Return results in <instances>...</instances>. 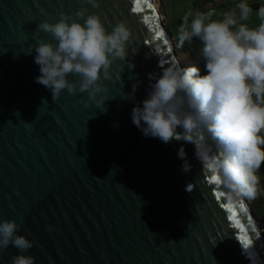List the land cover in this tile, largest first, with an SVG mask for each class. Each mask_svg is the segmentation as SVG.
I'll return each instance as SVG.
<instances>
[{
    "label": "water",
    "instance_id": "95a60500",
    "mask_svg": "<svg viewBox=\"0 0 264 264\" xmlns=\"http://www.w3.org/2000/svg\"><path fill=\"white\" fill-rule=\"evenodd\" d=\"M135 6L0 0V221L21 226L35 264H264V221L211 182V161L202 163L193 143H164L133 124L132 109L143 106L154 82L149 74L176 57L151 0H140L142 11ZM82 7L99 13L109 32L118 21L132 30L126 62L113 63L112 79H102L107 92L97 94L110 98L106 111L90 101L86 107L87 92L65 89L53 100L35 80V52L27 54L52 39L37 32L39 23ZM229 204L245 232L230 219ZM15 254L10 246L0 264Z\"/></svg>",
    "mask_w": 264,
    "mask_h": 264
},
{
    "label": "clouds",
    "instance_id": "9594fccd",
    "mask_svg": "<svg viewBox=\"0 0 264 264\" xmlns=\"http://www.w3.org/2000/svg\"><path fill=\"white\" fill-rule=\"evenodd\" d=\"M87 3L100 7V0ZM258 11L264 18V7ZM250 12L246 0H240L235 10L219 20L211 19L212 13L186 14L175 47L198 40V63L202 61L206 74L196 65L181 67L176 57L160 63L162 73L149 74L154 82L143 106L131 112L133 124L146 137L193 143L201 162L211 161L213 173L231 200L256 199L257 173L264 164V22L249 28L243 21ZM37 32L52 39H40L27 52H35L39 65L36 82L51 91L53 100L65 89L72 95L87 92L85 106L90 101L106 111L104 105L110 98L97 99V94L107 92L102 79H112L113 63L126 62L132 42L128 24L118 21L109 32L99 13L89 14L82 7L73 14L59 13L55 23L42 21ZM20 227L14 219L0 221V253L11 246L17 254L10 256V264H35L36 258L28 254L34 243L18 234Z\"/></svg>",
    "mask_w": 264,
    "mask_h": 264
},
{
    "label": "rangeland",
    "instance_id": "374dc122",
    "mask_svg": "<svg viewBox=\"0 0 264 264\" xmlns=\"http://www.w3.org/2000/svg\"><path fill=\"white\" fill-rule=\"evenodd\" d=\"M153 3L154 9L156 12L161 16L162 22H163V27L167 29L169 38H170V43L173 49V52L176 56V58L179 59L180 64L182 65L183 68H187L193 65L198 66L201 69V74H206L204 70V65L202 61L198 63V56L197 53L200 51V45L199 41L196 40L195 38L193 39L192 43L189 44L186 42L185 46L186 48H176L175 44L177 43V35H174L171 31V26L168 25L167 22V16L165 15V7L166 3L163 0H151ZM176 4L175 12H176V17L174 22V33L178 34V27L181 24L184 15L181 13L182 4L183 3H188L189 6L191 7L188 10H185V15L191 13L192 15H195L197 12L199 13H219V17L217 20L222 19L223 15L226 12L232 11L236 9V5L240 2V0H175L174 1ZM172 1V3H174ZM246 3L249 5L251 8V12L247 18L246 21H243L249 28H255L257 27L260 23L264 22V18H261L259 15V9L261 7H264V0H246ZM217 5V6H216ZM224 5V7H221ZM203 7V9L210 8V7H216L215 10H209L208 12H205L200 9V7ZM222 14V15H221ZM165 21V22H164ZM191 47V48H190ZM257 198V197H256ZM248 207L253 211L254 216H256L260 221H264V204L259 203L258 200H248L244 199ZM261 235L264 239V226L261 230Z\"/></svg>",
    "mask_w": 264,
    "mask_h": 264
},
{
    "label": "trees",
    "instance_id": "16d2710c",
    "mask_svg": "<svg viewBox=\"0 0 264 264\" xmlns=\"http://www.w3.org/2000/svg\"><path fill=\"white\" fill-rule=\"evenodd\" d=\"M163 1L166 3L165 11H166V15H167L168 25L171 26V30H172L171 32L174 35H177L176 38L178 40V34L174 33V29H173V26H174V23H173L174 21L173 20H175V18H177L176 15H175L176 14V12H175L176 4L174 2L175 0H163ZM172 1L174 3H172ZM211 1H213V0H211ZM221 7H224V5H222ZM182 8H183V10H181V13L185 16V10H188L191 7L189 6L188 3H183L182 4ZM215 8L214 7H210V8L203 9L202 6L200 7V9L205 11V12H208L209 10H215ZM216 17H219V13L218 14L212 13L211 19L217 20L218 18H216ZM189 46H191V45L189 44ZM186 47L187 46L184 45L182 48H186ZM257 174L260 177V185H259V191H258V195H257L256 200H258L259 203L262 202V204H264V164H262V166L259 169Z\"/></svg>",
    "mask_w": 264,
    "mask_h": 264
},
{
    "label": "snow or ice",
    "instance_id": "6c2138e0",
    "mask_svg": "<svg viewBox=\"0 0 264 264\" xmlns=\"http://www.w3.org/2000/svg\"><path fill=\"white\" fill-rule=\"evenodd\" d=\"M151 6L152 5L149 4V7H151ZM133 11H137V12L142 11V8L140 6V0H136V6L133 9ZM163 36H164V32H162V31H157L156 32V38L159 39V38H161ZM165 43H167V41H165ZM211 182L214 183V184H220V180H219L218 175L213 174L211 176ZM218 195L222 196L223 193H219ZM239 208H240L241 212H246L247 211V209L244 207V204L243 203H240ZM227 209L231 213L230 219L235 221L236 227L240 231L245 232L244 223H242L241 220L237 218L238 217V214H237V211L235 210L234 206L231 205V204H229V205H227ZM251 221H252V218L251 217H247V223L250 224ZM241 239H242V241H243V243H244V245L246 247L249 246L252 243V241L249 239L247 233H245V235L242 236Z\"/></svg>",
    "mask_w": 264,
    "mask_h": 264
},
{
    "label": "bare ground",
    "instance_id": "6f19581e",
    "mask_svg": "<svg viewBox=\"0 0 264 264\" xmlns=\"http://www.w3.org/2000/svg\"><path fill=\"white\" fill-rule=\"evenodd\" d=\"M182 66V65H181Z\"/></svg>",
    "mask_w": 264,
    "mask_h": 264
}]
</instances>
